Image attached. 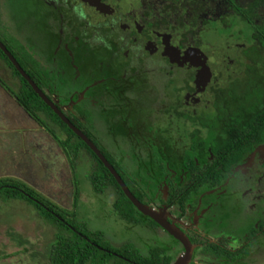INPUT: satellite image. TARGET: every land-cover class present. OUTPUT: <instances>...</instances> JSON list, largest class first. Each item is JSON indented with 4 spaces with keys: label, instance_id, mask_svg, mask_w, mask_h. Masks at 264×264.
Wrapping results in <instances>:
<instances>
[{
    "label": "flooded vegetation",
    "instance_id": "af4514ba",
    "mask_svg": "<svg viewBox=\"0 0 264 264\" xmlns=\"http://www.w3.org/2000/svg\"><path fill=\"white\" fill-rule=\"evenodd\" d=\"M0 1L11 4L8 0ZM38 1L44 6L39 11L44 14L47 28L53 32L52 36L40 44L34 39L30 42L25 41L23 35H28L25 30L20 31L18 28L16 32L6 28L11 32L7 30L5 32L14 35L16 41L22 45V50L29 51L34 58L38 56L36 59L39 63L38 72L45 78L42 91L56 103L65 116L66 112H69L81 118L76 109L80 107L93 114V126L97 119V123L104 121V124H107L101 127L104 135H98L92 130L93 127H88L85 123L84 126L91 130L94 138L115 162L124 166L126 173L124 179L127 184L124 183L128 188L135 190L137 188L140 202L157 215L165 213L167 224L174 225L189 238L193 248L190 264H227V261L206 253L205 249H213L212 246L220 245L226 250L236 252L242 248L241 246L248 244L244 241L247 235L245 230L236 237L229 233H233L231 229L237 224V219L232 217V208L235 205L230 211L228 208L232 201L236 204L242 200H232L241 193H244V199H247L253 196L251 191L254 186L264 187V172L261 174L254 169L261 163L264 167L262 151L257 149L249 154L221 186L204 190L199 186L200 180L190 181L188 170L182 167L180 157H172L163 150L165 148L163 143L159 144L162 147L158 151H153L147 146H137L133 151L126 146L133 155H127L130 160L122 155L121 160L105 147L102 138L107 135L111 139L121 141L127 138L130 122H138L140 119L143 122H153V126H156L158 121L160 122L158 125H169L171 115L166 117L164 114L166 112L164 107L169 104L177 103L178 111L185 113L196 114L202 108L207 111L218 109V96L227 90L233 79H236V74L240 77L246 72L238 61H241L247 44L229 33L224 34L226 29L231 27L229 21L236 18L233 4L228 0ZM235 1L240 3L248 0ZM213 4L215 5L212 6ZM217 5L222 8L220 11L222 14L216 16L212 10ZM198 22H202L200 27L206 29L203 32L209 31L212 25H217L214 30L223 35L225 43L218 47L209 46L201 37L203 32L198 34L199 39L196 41L197 32L203 29L202 27L197 29ZM0 29L3 30L2 25ZM231 38L237 41H231ZM59 49H65L62 58L58 57ZM210 56H216L218 59L216 61H220L221 64L216 66L213 62L216 58ZM74 66L79 70L78 80H74L73 76L66 72V69L70 72ZM45 71L59 74L61 83L51 80ZM66 75L68 81L64 82ZM29 118L35 122L30 116ZM153 152L157 153L158 157H155ZM207 161L210 162V166L214 165L213 156ZM204 164L200 167L207 171L208 168ZM11 177L2 178L21 181ZM256 182L258 184L254 185ZM172 185L180 190L175 198L171 196ZM260 193L259 190L257 196L263 200L264 195L262 197ZM114 196V200L118 198L117 194ZM225 197H229L230 200L226 201ZM182 199L188 200L183 211L180 205ZM155 202L158 204L155 205ZM192 202H196L195 207L192 206ZM252 215L251 222L254 221V224L259 222V216L254 213ZM262 216L260 215V219ZM243 218L241 217L240 221L242 220L244 225ZM249 223L246 220L247 229ZM127 227L125 230L131 231ZM150 230L148 233L150 243L161 245L170 252L175 251L172 252L173 260L170 263L173 264L185 251V247L160 225ZM154 234L165 243L152 238ZM252 241L254 242L251 252L253 251L254 255L250 258L264 252V238H255ZM178 250L180 251L176 254ZM251 261L244 258L234 263L252 264Z\"/></svg>",
    "mask_w": 264,
    "mask_h": 264
},
{
    "label": "trees",
    "instance_id": "16d2710c",
    "mask_svg": "<svg viewBox=\"0 0 264 264\" xmlns=\"http://www.w3.org/2000/svg\"><path fill=\"white\" fill-rule=\"evenodd\" d=\"M228 1L233 4L236 18L229 21L231 27L226 29V34L233 29L239 35L236 37L247 44L242 53L241 61H238L246 72L240 77L236 74V79H233L227 90L218 96V109L207 111L202 108L196 114L185 113L178 111L177 103L175 105L169 104V106L164 107L166 109L165 116L171 115L170 119L172 120L169 125H158L160 123L158 121L157 125L153 126V122H143L141 119L138 122H130L127 138H124L123 142L120 141L123 147L128 146L133 151L137 146H147L153 151H158L162 147L159 144L163 143L166 148L163 150L171 154L172 157H180L182 167L188 170L190 181L200 180L199 186L203 187L204 190H212L221 186L227 180L228 175L243 163L249 154L264 147V0H248L240 3L235 0ZM240 20L247 26L248 32L246 34L237 31L239 25H235V21L239 23ZM0 40L30 78L43 90L45 78L38 72L39 63L33 55L29 51L22 50V45L14 41L12 37L2 33L1 29ZM0 62L4 64L5 69L10 72L11 78L17 81L19 86L17 90H13L4 82V87L10 92L17 104L55 139L56 144L64 152L74 170V186L76 188L73 200L74 210H68L52 203L51 200L24 182L9 178L0 179V197L3 196L4 201H26L33 206L39 216L45 219V225L53 228L52 239L49 241L44 254L48 264H170L173 260V254L161 245L150 243L145 252L141 251L142 247L132 240L121 242L119 246H116L111 243L110 239L105 238L104 234L106 233L103 230L86 228L85 222L80 221L78 204L82 183L79 178L75 177L79 166L89 168L86 176L90 179L89 182L96 192L102 194L104 189L108 188L111 189L112 194L118 195L113 203L115 216L125 222V226H128L127 228L131 230V233L149 237L150 228L156 229L158 227V224L152 219L137 210L125 196L109 170L91 149L38 97L1 50ZM76 109L81 118L66 112L68 119L99 148L127 184L124 179L126 175L124 166L115 162L88 128L93 127V114L80 107H76ZM84 123L88 127L84 126ZM175 125H179V129ZM128 153L130 154V151ZM153 155L158 157L157 153L153 152ZM210 156L214 158V165L211 166L210 162L207 161ZM77 161L80 162L78 166L76 165ZM203 164L208 168L207 171L201 169L200 166ZM129 189L138 198L137 188L135 190L129 187ZM179 193L180 190L172 185V198H175ZM228 200H230L229 197L226 198V201ZM139 201L141 200L139 199ZM143 203L147 204V202ZM187 203V199L181 200L182 211L186 208ZM192 204L195 207L196 202H192ZM244 208L242 201L236 203L232 208V217L237 219L238 225L241 224L240 218L244 212H247V209ZM245 217L251 223L253 215L247 212ZM262 217L260 219L259 216V222L251 224V227L248 224L247 235L244 238L248 244L241 246L240 250L233 252L217 245L212 246L213 249H205V252L227 261V264H235L234 261L244 258L253 260L254 257L250 258L254 255L253 251L251 252L254 242L252 240L264 238V214ZM239 233H243V230L241 229ZM240 245L243 244L240 243Z\"/></svg>",
    "mask_w": 264,
    "mask_h": 264
},
{
    "label": "rangeland",
    "instance_id": "374dc122",
    "mask_svg": "<svg viewBox=\"0 0 264 264\" xmlns=\"http://www.w3.org/2000/svg\"><path fill=\"white\" fill-rule=\"evenodd\" d=\"M8 1L9 3L11 1L10 5L7 2L0 1L2 33L6 30L10 31L8 29L18 31L19 28L20 31L25 30L28 34L23 35L25 41L30 42V40L34 39L40 44H43L49 36H52V30H48V24L43 20L44 14L39 11L40 8L44 7L40 1ZM221 10L222 8L217 5L212 10V13L217 16L221 13ZM235 22V25H239L237 31H242L244 34L248 32L245 23L241 22V20L239 23H237L238 21ZM201 24L202 22H198L197 29H201ZM216 27L217 25H212L207 32H203L206 29L202 27L203 29L197 32L196 41L199 39L198 34L203 32L201 37L204 38V42L209 44V46L218 47L225 43L223 35L218 30H214ZM5 34L16 41L14 35H9L7 32ZM229 35H233L235 38H237L236 36L239 37L233 29L229 30ZM235 38H231V41H237ZM48 50H50L49 47ZM64 50L59 49V58H62L63 54H65ZM52 51H54L53 43ZM210 57L216 58V56ZM37 58L38 56L35 59ZM216 60L218 59L216 58L213 62L216 63V66H219L221 62ZM52 70L58 71L57 69ZM45 72L51 80L61 83L62 79L59 74H55L52 71H50L51 74L47 71ZM66 72L69 76H73L74 80H78L79 70L77 67L74 66L70 72L66 69ZM80 72L82 73L81 70ZM0 76V178L13 176L27 183L31 188L37 189L42 196L51 200L52 203L68 210H74L73 200L76 188L74 186L73 167L53 137L29 118L28 114L17 104L10 92L4 87V82L13 90H17L19 86L17 81L11 78L10 72L5 70V66L1 62ZM67 81L66 75L64 82ZM97 122L98 119L92 130L98 135H104L101 127L107 124H104V121ZM175 127L179 129V125H175ZM109 134L114 135L113 133ZM102 139H104L105 147L117 159L123 160V155L125 159L130 160L127 156L129 154L128 148L120 144V139L114 140V138L111 139L107 135ZM262 154L264 155V149H262ZM79 164L80 162L77 161L76 165L78 166ZM260 165L263 166V164ZM77 169L78 173L75 177L79 178L82 183L79 194L80 202L78 204L80 210H77L81 218L80 221L85 222L86 228L103 230L106 233L104 234L105 238L110 239L113 245L119 246L121 242L132 240L142 247L141 251H147L150 238L126 231L125 222L115 216L111 189L105 188L102 194L96 192L89 182L90 179L86 176L89 168L86 169L79 166ZM257 189L258 191H256ZM259 190L261 191L259 195L263 197L264 187L258 188L254 186L251 191L253 196L247 199H244L243 196L242 200H240L242 205L248 209L247 212L258 216L264 213V199H259L257 196ZM154 204L157 205L158 203L155 202ZM35 211L33 206L24 200H12L10 203H5L4 197H0V264H48L44 254L49 241L52 239L54 230L52 227L45 225V219L36 214ZM246 213L243 218L244 225L242 220L240 225H238L237 221V224H234V228L231 229L233 231L231 234L235 235L234 237L239 235L238 230L248 231ZM251 224H254V221L249 223V227H251ZM211 232H213V229H211ZM152 238L157 240V242L165 243L157 234H154ZM179 251H176V254ZM250 263L264 264V252L259 253Z\"/></svg>",
    "mask_w": 264,
    "mask_h": 264
},
{
    "label": "water",
    "instance_id": "95a60500",
    "mask_svg": "<svg viewBox=\"0 0 264 264\" xmlns=\"http://www.w3.org/2000/svg\"><path fill=\"white\" fill-rule=\"evenodd\" d=\"M0 50L7 57V59L12 63L13 67L17 70V72L21 75V77L27 81L32 90L38 95V97L61 119V121L67 125V127L77 136L79 137L97 156V158L103 163V165L109 170L112 174L113 178L117 181L118 185L122 189L125 196L131 201V203L137 208V210L143 215L153 219L158 225H160L163 229L170 233L175 239H177L184 247L185 251L174 261L173 264H190L192 256H193V248L191 247L189 238L177 227L174 225H168L166 222V214L162 213V215H157L153 210L143 205L129 190V188L125 185L122 178L116 172V170L112 167V165L107 161L101 151L97 148V146L71 121L68 117L65 116L63 111L59 109L55 102L50 100L45 93L34 83V81L29 77V75L24 71V69L17 62L15 57L11 54V52L7 49V47L0 41ZM167 224V225H166ZM167 227V228H166Z\"/></svg>",
    "mask_w": 264,
    "mask_h": 264
},
{
    "label": "crops",
    "instance_id": "0c3cea01",
    "mask_svg": "<svg viewBox=\"0 0 264 264\" xmlns=\"http://www.w3.org/2000/svg\"><path fill=\"white\" fill-rule=\"evenodd\" d=\"M260 151H262V149H260ZM261 164H263V163H261ZM252 167H253V166H252ZM254 169H256L257 171H260L261 174H263V172H264V168H263L262 165H260L259 167H254ZM237 173H238V172H237ZM237 173H236V174H237ZM256 184H258V183H257V182L254 183V185H256ZM243 196H244V193H241V195L236 196V197H235L234 199H232V200L242 199ZM234 205H235V203L232 201V204H231V206H229L228 211H230V208H232ZM242 217H244V214H243ZM245 231H246V230H245Z\"/></svg>",
    "mask_w": 264,
    "mask_h": 264
}]
</instances>
